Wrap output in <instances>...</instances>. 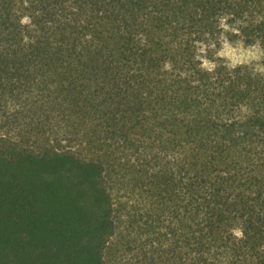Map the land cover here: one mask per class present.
Segmentation results:
<instances>
[{"label": "trees", "instance_id": "obj_1", "mask_svg": "<svg viewBox=\"0 0 264 264\" xmlns=\"http://www.w3.org/2000/svg\"><path fill=\"white\" fill-rule=\"evenodd\" d=\"M222 38L264 63V0H0V264H109L122 229L264 264V68Z\"/></svg>", "mask_w": 264, "mask_h": 264}, {"label": "rangeland", "instance_id": "obj_2", "mask_svg": "<svg viewBox=\"0 0 264 264\" xmlns=\"http://www.w3.org/2000/svg\"><path fill=\"white\" fill-rule=\"evenodd\" d=\"M215 51V57L220 58L229 65L241 63L264 68L262 52L256 45H246L239 40L229 41L222 38ZM205 65L210 66V63L206 62ZM119 195H123L122 190L117 194V196ZM127 231L129 232V230ZM127 231L122 229L109 244L106 250V259L109 264H155L154 261H151L149 253L134 246L136 244L133 241L136 237L135 233L130 234ZM126 245L135 249L129 250Z\"/></svg>", "mask_w": 264, "mask_h": 264}]
</instances>
